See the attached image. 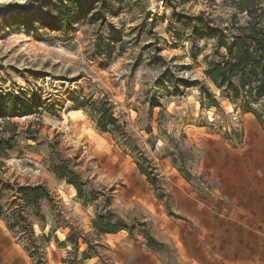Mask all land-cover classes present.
<instances>
[{"label":"rangeland","instance_id":"obj_1","mask_svg":"<svg viewBox=\"0 0 264 264\" xmlns=\"http://www.w3.org/2000/svg\"><path fill=\"white\" fill-rule=\"evenodd\" d=\"M92 1L75 10L78 17L65 27L53 10L65 0H0L1 88L13 94L39 91L42 99L51 95L63 101L55 115L42 112L12 120L27 127L36 141L18 139V152L6 161L7 177L22 184H43L56 197L54 209L43 208V233L58 227L44 246L47 264L55 250L63 259L80 260L85 245L77 251L69 244L58 245L69 226L99 244L98 256L84 264L150 263L141 252L150 250L142 229L162 245L158 251L150 250L159 264H192L191 257L198 253L190 197L214 199L213 186L199 172V161L206 153L217 161L220 153L239 148L245 131L254 141L261 130L253 112L256 106L246 109L241 100L223 99L206 79V61L215 58L216 41L193 36L191 25L173 13L188 17L203 13L212 27L227 28L230 35L235 12L229 1L175 5L165 0ZM235 19L244 22L242 15ZM110 26L123 37L122 44L107 49ZM165 72L208 87L219 105L201 107L198 85L180 86L177 95L168 82L157 88L155 82ZM68 92L78 98L108 97L115 116L126 123L131 148L99 132L84 112L71 110ZM155 94L161 108L150 109L149 99ZM53 151L70 160L85 183L84 191L97 196L96 201L83 206L73 187L56 178L47 163ZM140 155L154 167L162 197L140 174L138 164L145 165ZM105 211L131 225V233L95 237L91 221ZM34 229L41 234L37 225ZM199 259L207 264L205 257Z\"/></svg>","mask_w":264,"mask_h":264},{"label":"trees","instance_id":"obj_2","mask_svg":"<svg viewBox=\"0 0 264 264\" xmlns=\"http://www.w3.org/2000/svg\"><path fill=\"white\" fill-rule=\"evenodd\" d=\"M217 1H229L236 15H242L244 22L239 24L235 16L231 23V33L226 35L227 28L218 29L210 25L209 20L203 13L195 17L177 15L176 18L191 25L192 35L199 38H211L216 41L214 51L215 58L206 61L204 75L206 79L220 92V96L230 102L241 100L243 107L248 109L251 105L257 121L264 131V0H165L176 4L204 2L214 4ZM84 4H93L92 0H65V4H54L53 10L57 17L62 19L65 27L71 26L77 11L82 10ZM173 8L172 5H169ZM122 33L110 26L105 48L109 49L116 44H122ZM223 50V53H220ZM104 53H100L102 55ZM168 82L173 88V94H179V87L192 88L201 86L197 81L189 82L179 78H173L168 72L163 73L155 82L160 88ZM71 95V110L84 112L94 123L95 128L101 133H107L117 139L123 145L131 148L130 136H128L126 123L115 116L114 105L108 97L94 98L76 97L74 92ZM153 95L149 99L150 109L160 107ZM201 107H216L219 105L215 94L206 87H200ZM63 109V101L59 98H52L51 95L42 99L39 91L35 93H8L0 86V220L5 224L7 230L21 244L33 264H47L44 258V246L49 243L51 235L58 229L54 227L48 234H44L46 218L43 208L49 206L54 209L57 206L55 195L43 184L20 183L16 179L7 177L6 161L17 153L20 146L18 139L24 137L36 141L30 130L23 128L13 122L15 118L40 115L47 112L51 115L57 114ZM150 132V128L147 130ZM140 160L145 165L138 164L140 174L146 177V181L153 189L159 190V197H162L161 185H159L154 167L146 158L140 155ZM50 170L58 180L64 181L72 186L76 192L77 200L86 206L96 201L97 196L84 191L85 183L73 170L69 159L52 152L47 160ZM174 163V160H173ZM187 178L190 175L187 174ZM106 207L110 206L107 199ZM38 226L41 234L35 233V226ZM145 224L142 223L141 226ZM67 227V226H65ZM91 228L95 237L99 238L107 234H115L120 231L131 233V225L116 218L111 211L97 213L91 221ZM69 232L63 242L55 241L64 247L69 244L73 251L79 246L85 245L81 252L80 260L77 258L63 259L62 264H84L85 261L97 255L99 244L91 242L88 237L78 228L69 226ZM141 235L145 239L146 247L158 251L161 244L158 243L149 233L142 229Z\"/></svg>","mask_w":264,"mask_h":264},{"label":"crops","instance_id":"obj_3","mask_svg":"<svg viewBox=\"0 0 264 264\" xmlns=\"http://www.w3.org/2000/svg\"><path fill=\"white\" fill-rule=\"evenodd\" d=\"M259 128L258 140L250 141L245 131L237 150L220 153L217 161L206 153L198 163L199 172L213 186L214 199L190 197L193 246L198 253L191 257L192 264H201V257L207 264H264V145L259 144L264 142V131ZM141 252L150 263L139 264H159L150 250ZM52 256L51 264L61 263L58 251ZM0 264H32L1 220Z\"/></svg>","mask_w":264,"mask_h":264}]
</instances>
